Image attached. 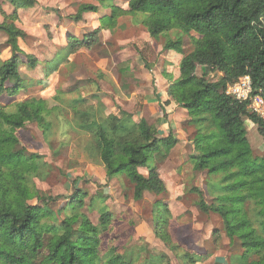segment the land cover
<instances>
[{
    "label": "trees",
    "instance_id": "trees-1",
    "mask_svg": "<svg viewBox=\"0 0 264 264\" xmlns=\"http://www.w3.org/2000/svg\"><path fill=\"white\" fill-rule=\"evenodd\" d=\"M5 1L14 11L6 14L0 6V32L10 48L9 58L0 61V96H13L24 83L20 66L38 63L20 47L19 39L26 33L15 24L18 8H31L36 0ZM102 2L111 10L100 18V26L81 39L67 36L66 45L46 63L45 71L54 70L78 49L93 46L100 30L112 31L120 15L144 13L138 23L152 38L166 36L163 50L182 53V38L189 35L193 48L181 57L178 76L170 79L167 93L186 110L189 124L196 129L192 141L195 154L190 159L195 170H206L212 202L204 199L199 188L192 190L198 193L197 203L204 213L221 218L229 244L239 246L231 264H264V157L253 155L244 127L248 119L264 137V122L247 110L246 102L224 93L227 84L247 74L253 90H261L264 96V0H128L126 10L112 0ZM96 11V6L80 3L70 18L77 22L83 13ZM172 32L175 37H167ZM197 66L203 67L200 75L196 74ZM211 69L221 73L216 80L207 78ZM81 100H74L72 109L91 134L106 177L125 173L137 200L145 192H161L163 181L149 161L161 145L167 152L177 140L172 135L158 137L154 125L143 118L135 121L126 112L99 120L91 107L81 108ZM14 107L9 111L0 104V264H136L116 246L102 253L100 235L112 220L106 205L97 209L98 223L94 224L80 212L84 193L77 188L60 209V217L49 207L56 198L33 187L32 175L41 176L40 156L20 146L16 131L27 121L42 126L46 109L41 98H30ZM142 167L147 168L146 175L139 170ZM33 199L42 205L31 203ZM155 212V234L184 264L200 262V255L177 252L179 248L168 232L166 209ZM163 257L152 255L147 264L161 263Z\"/></svg>",
    "mask_w": 264,
    "mask_h": 264
},
{
    "label": "rangeland",
    "instance_id": "rangeland-1",
    "mask_svg": "<svg viewBox=\"0 0 264 264\" xmlns=\"http://www.w3.org/2000/svg\"><path fill=\"white\" fill-rule=\"evenodd\" d=\"M1 2L8 10L12 8L7 1ZM127 2L112 0L115 6L123 10L127 9ZM80 3L92 4L97 7V11L85 12L81 20L75 22L70 16L76 13ZM110 10L102 0H36L30 9H19L16 25L27 34L26 38L19 39V45L26 53L33 55L38 63L34 67L20 66L23 87L13 96L3 93L0 104L11 111L15 104L30 98L44 101L46 121L43 125L27 121L16 131L20 146L40 156L38 160L42 165L41 174L38 175L41 176L32 175V185L42 194L56 198L49 203V207L57 215H60V209L77 188L84 193V205L80 212L86 214L94 224L98 223L97 209L102 204L106 205L112 220L100 235L103 254L110 246H116L121 254L136 264H147L152 255L160 254L164 257L158 264H184L178 253L154 232L155 211L159 208L166 209L169 215L168 232L172 243L179 248L177 252L185 250L202 256L203 259L196 264H231V256L240 252L239 246L236 243L229 244L221 218L215 213H204L197 203L198 193L192 190L193 187L199 188L204 199L208 203L212 202L206 170H195L190 159L195 154L193 143V147L189 144L191 152L182 156V163L176 160L177 156L169 157L168 162H165L173 146L166 152V147L161 145V150L149 163L156 167L164 189L158 194L145 192L137 200L133 198V185L125 173L109 179L106 177L93 138L83 129L79 114L72 109L73 101L82 99L81 108L91 107L99 120L110 114L121 117L126 112L138 121L137 110L122 108L124 99H121V90L129 89L127 82L132 81L126 80L131 78L132 70L137 74L140 69L144 73L159 74L161 71L167 79H173V74L178 72L177 57L180 54L182 57L193 48L189 35L182 38V53L171 49L179 55L169 53L163 60L156 48L158 45L163 46L166 36L149 37V41H146L147 31L138 23L144 18V13L120 15L112 31L106 28L100 30L97 43L93 46L78 49L61 61L56 69L45 71L46 63L52 62L66 45L67 36L81 39L99 27L100 17L109 14ZM168 34L170 36L167 37H175L174 32ZM191 35L196 36L194 33ZM9 56L6 37L0 32V61ZM201 73L202 69L197 66L196 74ZM220 75L214 69L207 71L209 80H216ZM147 78L140 77L139 82ZM115 79L120 88L116 87ZM147 86L150 91V82ZM117 101L120 107L111 109V104ZM182 127L188 139L193 141L195 127L189 123ZM244 127L253 155L264 157V137L250 120L245 119ZM139 170L147 174V168ZM31 203L42 205L37 199L31 200Z\"/></svg>",
    "mask_w": 264,
    "mask_h": 264
},
{
    "label": "crops",
    "instance_id": "crops-1",
    "mask_svg": "<svg viewBox=\"0 0 264 264\" xmlns=\"http://www.w3.org/2000/svg\"><path fill=\"white\" fill-rule=\"evenodd\" d=\"M1 3H0V6L6 14H11L14 11V7L9 2L8 3L12 7L10 10L5 8L3 6V3L2 4ZM19 9L20 8H18V10H17L18 18H19ZM23 9H30V8H23ZM0 15H1V13H0ZM2 19H3V16L1 15L0 21H2ZM16 21H18V19ZM16 21H15V24H16ZM109 31H111V30H109ZM146 36H147V38H145V40L149 41V39L151 37L149 36L148 33L146 34ZM26 37H27V34H26ZM156 51L159 53L161 52V56H162L161 58L163 60H164V58L166 59V56H168L169 53L170 54L174 53V54H172L174 56L180 54V53L177 54V53L170 51V50H165V52H162L163 50H162V47L160 45H158V47L156 48ZM131 58L133 59V57H131ZM177 59H178V70H179V63L181 60V54H180V57H177ZM119 61H122V60H119ZM104 63L105 62L103 61V64ZM103 64L101 63V66H103ZM57 66H59V64ZM200 69H203V67L202 68L200 67ZM131 73H132L131 78L126 80V81L132 80V81L127 82L128 83L127 87H129V89L121 90V96H123V97H121V99H124V101H122V106H123L122 108L127 109L129 111L137 110V111H135V113H138V116H137L138 119L144 118V119H146L147 122L155 125L156 130L159 134L158 137H165L168 135H173L175 137V139L177 140V142L170 149L167 160L165 162H168L169 157L175 158L177 156L176 160L179 159L178 161L182 163L183 162L182 156L186 155V153L191 152L190 148H189V144H191V147H193L192 140L190 138L188 139L187 133L184 131V129L182 127L183 124L189 123L190 118H189L186 110L184 108H182L181 106H179L168 95L167 88H168L171 80L167 79V77L163 76L161 71L159 74H156L155 72L144 73L140 69L137 74H136V71H134V70H132ZM178 73H179V71L177 73H174L173 78H176L178 76ZM146 74H148V75H146ZM140 77H143L144 79H145V77H148V78H147V80L139 82ZM149 82L152 85V88L150 89V91L147 90V88H148L147 84ZM115 83H116V87L120 88V85L116 79H115ZM120 105L121 104L118 103V101H117L116 103H112L110 108L114 109V108H116V106L120 107ZM152 108H154V109H152ZM163 164H161V165H163ZM144 175H146V174H144Z\"/></svg>",
    "mask_w": 264,
    "mask_h": 264
},
{
    "label": "built area",
    "instance_id": "built-area-1",
    "mask_svg": "<svg viewBox=\"0 0 264 264\" xmlns=\"http://www.w3.org/2000/svg\"><path fill=\"white\" fill-rule=\"evenodd\" d=\"M224 93L239 102H246L247 110L264 122V96L261 90H253L249 75L240 76L236 81L227 84Z\"/></svg>",
    "mask_w": 264,
    "mask_h": 264
}]
</instances>
